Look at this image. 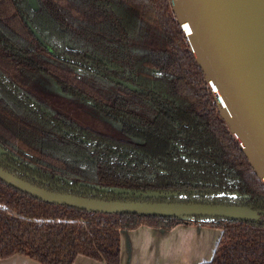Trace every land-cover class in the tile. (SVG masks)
I'll list each match as a JSON object with an SVG mask.
<instances>
[{"label": "trees", "instance_id": "1", "mask_svg": "<svg viewBox=\"0 0 264 264\" xmlns=\"http://www.w3.org/2000/svg\"><path fill=\"white\" fill-rule=\"evenodd\" d=\"M32 1L0 0L2 168L82 197L243 205L264 216V181L222 118L171 0ZM41 72L96 108L86 116L92 129L20 89ZM181 224L222 231L202 264H264V220L104 214L42 201L0 179V261L22 254L74 264L82 255L121 264L122 230Z\"/></svg>", "mask_w": 264, "mask_h": 264}, {"label": "water", "instance_id": "2", "mask_svg": "<svg viewBox=\"0 0 264 264\" xmlns=\"http://www.w3.org/2000/svg\"><path fill=\"white\" fill-rule=\"evenodd\" d=\"M171 3L191 51L211 85L222 118L264 181V0H171ZM33 32L43 42L34 29ZM123 83L139 91L137 86ZM0 179L42 201L104 214L264 220L259 210L243 205L114 201L61 193L21 179L1 166ZM145 196L160 197V194ZM221 233L220 230L219 239Z\"/></svg>", "mask_w": 264, "mask_h": 264}, {"label": "crops", "instance_id": "3", "mask_svg": "<svg viewBox=\"0 0 264 264\" xmlns=\"http://www.w3.org/2000/svg\"><path fill=\"white\" fill-rule=\"evenodd\" d=\"M220 230L207 226L181 224L172 230L141 227L121 234V264H200L211 259ZM0 264H41L22 254ZM74 264H104L79 256Z\"/></svg>", "mask_w": 264, "mask_h": 264}, {"label": "rangeland", "instance_id": "4", "mask_svg": "<svg viewBox=\"0 0 264 264\" xmlns=\"http://www.w3.org/2000/svg\"><path fill=\"white\" fill-rule=\"evenodd\" d=\"M0 62L4 63L5 61L0 60ZM14 71L12 76L16 79L19 74L16 70ZM20 85L22 86V84ZM24 88L25 91L28 92V90H31L33 93L44 98L50 104L52 110H60L71 116L85 114L84 109L79 106L77 100L69 95L63 94L54 79L46 74H41L32 86L28 85Z\"/></svg>", "mask_w": 264, "mask_h": 264}, {"label": "flooded vegetation", "instance_id": "5", "mask_svg": "<svg viewBox=\"0 0 264 264\" xmlns=\"http://www.w3.org/2000/svg\"><path fill=\"white\" fill-rule=\"evenodd\" d=\"M30 3L33 5V7H36L35 5H34V3H33V1L32 0H30ZM30 28L32 29V31H33V29L37 32V30L35 29V28H33L31 25H30ZM34 33V32H33ZM38 33V32H37ZM39 34V33H38ZM36 36V35H35ZM39 36H40V34H39ZM37 37V36H36ZM41 37V36H40ZM38 38V37H37ZM42 38V37H41ZM38 40H39V38H38ZM43 40V39H42ZM40 41V40H39ZM40 43H43L44 44V42H41L40 41ZM44 46L47 48V49H49L50 50V48L46 45V44H44ZM41 74H46V73H44V72H41L35 79H34V81L33 82H31V86L33 85V83L38 79V77L41 75ZM46 75H48V74H46ZM48 76H50V75H48ZM51 77V76H50ZM14 78V77H13ZM53 78V77H52ZM113 79V78H112ZM113 80H115L117 83H120L121 85H123L124 87H126V88H128L129 90H132V89H130L129 87H127L123 82H126V83H130V84H132V85H134L133 83H131V82H129V81H125V80H122V79H113ZM55 81V80H54ZM55 83H56V81H55ZM56 85L58 86V88H59V90L61 91V89H60V87H59V85L56 83ZM135 86H137V85H135ZM138 87V86H137ZM139 88V91H136V90H132V91H135V92H141L142 90H141V88L140 87H138ZM20 89L26 94V95H28L29 97H31L34 101H36V102H39V103H41L42 104V106L44 107V108H47L48 110H50L51 112H53V113H55V114H57V113H60V114H62L63 116H65L67 119H69L71 122H74L76 125H78V126H87L88 128H90V129H92V125L90 124V123H87V121H86V116H88V117H90V118H95L96 117V114H97V112H95V110H96V108L95 107H91V106H88L83 100H81V99H79V98H77V97H74V96H71V95H69V94H66V93H63L62 91V93L63 94H66V95H69V96H71V97H73V98H75L76 100H77V102H78V104H79V106L80 107H82L83 109H84V113L85 114H81V115H69V114H67V113H63L62 111H60V110H52V108H51V106H50V104L44 99V98H42V97H40V96H38L37 94H35V93H33L31 90H28V92L27 91H25L24 89V87L23 86H21L20 87ZM83 141H86V140H84V139H82ZM196 217H203V216H196ZM190 225H193V224H190Z\"/></svg>", "mask_w": 264, "mask_h": 264}]
</instances>
